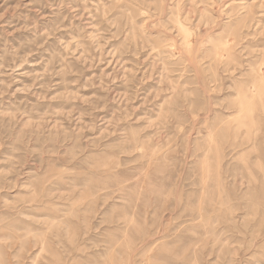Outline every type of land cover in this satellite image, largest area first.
<instances>
[{
    "label": "rangeland",
    "instance_id": "1",
    "mask_svg": "<svg viewBox=\"0 0 264 264\" xmlns=\"http://www.w3.org/2000/svg\"><path fill=\"white\" fill-rule=\"evenodd\" d=\"M0 264H264V0H0Z\"/></svg>",
    "mask_w": 264,
    "mask_h": 264
}]
</instances>
